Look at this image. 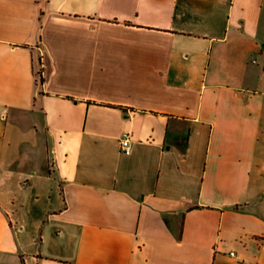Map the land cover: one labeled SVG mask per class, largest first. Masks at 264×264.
I'll list each match as a JSON object with an SVG mask.
<instances>
[{"label": "crops", "instance_id": "0c3cea01", "mask_svg": "<svg viewBox=\"0 0 264 264\" xmlns=\"http://www.w3.org/2000/svg\"><path fill=\"white\" fill-rule=\"evenodd\" d=\"M0 264H264V0H0Z\"/></svg>", "mask_w": 264, "mask_h": 264}, {"label": "built area", "instance_id": "2783aa9c", "mask_svg": "<svg viewBox=\"0 0 264 264\" xmlns=\"http://www.w3.org/2000/svg\"><path fill=\"white\" fill-rule=\"evenodd\" d=\"M120 150L125 154H129L131 151V141L128 132L123 133L120 140Z\"/></svg>", "mask_w": 264, "mask_h": 264}, {"label": "trees", "instance_id": "16d2710c", "mask_svg": "<svg viewBox=\"0 0 264 264\" xmlns=\"http://www.w3.org/2000/svg\"><path fill=\"white\" fill-rule=\"evenodd\" d=\"M39 63H40V66H39V68H38V70H37V74H38V80H39L40 82H42V80H43V76H42V66H41V61H40V59H39Z\"/></svg>", "mask_w": 264, "mask_h": 264}]
</instances>
